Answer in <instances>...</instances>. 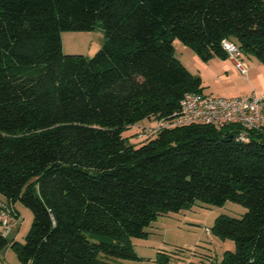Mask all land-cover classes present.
Segmentation results:
<instances>
[{"label":"trees","instance_id":"trees-1","mask_svg":"<svg viewBox=\"0 0 264 264\" xmlns=\"http://www.w3.org/2000/svg\"><path fill=\"white\" fill-rule=\"evenodd\" d=\"M97 25L92 57L63 53L62 32ZM224 39L264 63V0H0V199L33 217L10 245L20 264L136 260L131 239L159 216L227 201L246 211L214 220L210 233L234 243L215 264H264V132L123 136L171 120L186 93L206 95L175 41L207 62L228 58Z\"/></svg>","mask_w":264,"mask_h":264},{"label":"rangeland","instance_id":"rangeland-1","mask_svg":"<svg viewBox=\"0 0 264 264\" xmlns=\"http://www.w3.org/2000/svg\"><path fill=\"white\" fill-rule=\"evenodd\" d=\"M62 51L65 55H83L92 57L101 47L103 43V32L99 25L93 31L85 32H62L61 33ZM182 45L181 43H179ZM176 57L180 58L181 62L188 68L186 57L180 54L177 46ZM249 67L248 78L240 75L238 72L232 74L231 81L228 85H223L231 90L228 93H237L244 95L252 90L257 91L260 86V77L264 79V63L260 62L254 56L245 55L242 57ZM211 81L208 84L212 89L222 90V81H219L216 75H208ZM209 90V89H208ZM244 93V94H243ZM141 125L154 126V122L148 123L142 121ZM136 125L129 131L124 133V137L130 139L134 145H140L145 142L151 135H141V129ZM152 134V133H149ZM141 136V137H140ZM147 139V140H148ZM144 140V141H142ZM20 213V224L14 228L7 236V245L0 251V262L5 264H20L15 253L10 248L12 242L24 243L26 236L30 232L32 225L31 211L21 205L15 203ZM245 208L240 204L227 201L223 206H209L197 203L189 210L170 213L168 215L159 216L157 220L152 222L145 229L146 236L141 238H132V246L138 257L136 260H122L119 264H149L154 262L158 252H162L158 247L169 251H182L188 253L193 249L199 253H208L209 250L204 245L211 246L215 253L216 260L219 262L222 259L225 251H233L234 243L231 240H220L214 234L208 236L206 229L209 228L211 222L218 215H227L233 218H240L245 213ZM188 212V213H187ZM188 214L194 222L184 219ZM204 247V248H203ZM211 254V253H210ZM214 255V254H211Z\"/></svg>","mask_w":264,"mask_h":264},{"label":"built area","instance_id":"built-area-1","mask_svg":"<svg viewBox=\"0 0 264 264\" xmlns=\"http://www.w3.org/2000/svg\"><path fill=\"white\" fill-rule=\"evenodd\" d=\"M222 49L242 76L248 75V67L241 57L238 47L227 39L221 42ZM180 111L171 120L158 121L154 126L141 129V135L148 136L155 131L183 125H211L215 127L234 126L238 128L237 141H247L250 131L264 132V90H252L249 94L233 98L215 97L198 93H186L180 101ZM141 137V136H140ZM20 217L12 205L0 199V234L6 237ZM208 236L210 228L206 229ZM169 259V264H215L214 255L199 253L193 249L182 251L161 250ZM0 264H5L0 262ZM149 264H160L152 262Z\"/></svg>","mask_w":264,"mask_h":264},{"label":"crops","instance_id":"crops-1","mask_svg":"<svg viewBox=\"0 0 264 264\" xmlns=\"http://www.w3.org/2000/svg\"><path fill=\"white\" fill-rule=\"evenodd\" d=\"M179 43L180 42L175 41L174 42V46L179 47L178 50H179L180 54L183 55L184 57H186L187 61L189 60L188 64H190V68L186 67L181 62L180 58H178V60L193 75H196V76L200 77L201 82H202V87H203V91L202 92L204 94L210 95V96H215V97H225V98H233V97H239V96H244V95L249 94V92H247L246 94L243 93L244 95H237V93H235V94L232 93L231 94V93H228L231 90H229L228 87L223 86V85H228V83L231 81V79H230L231 77L230 76L232 74H235L237 72L240 74V72L237 70V68L235 67L234 63L230 59H228V58L227 59H220V58H217V57H213L209 61L203 62L189 48H187L184 45H180ZM175 55H176V48H175ZM245 64L247 65L246 62H245ZM247 67H248V65H247ZM248 73H249V67H248ZM212 74L216 75V77L218 78L219 81H222V83H223L222 84V88H221L222 90H219V89H212L211 90V88L209 86L210 84L208 83V81H211V80L208 77V75H212ZM246 78H248V77H246ZM261 90H264V79L262 77H260V86H259L257 91H261ZM13 206H14L15 211L20 215L16 204H14ZM184 215H185L184 219L190 220L191 222H194V219H190L188 214H184ZM215 219H216V217L211 222L209 228H211V226L213 225V222H214ZM17 226L18 225H15L12 228V230L14 228H16ZM204 246L207 247V249L209 250V253H212V254H214V256H216L215 253H213V249H212L211 246H208L206 244ZM158 248H159V250H165L164 248H162V246H160ZM214 259L216 260V257H214ZM153 260L155 262V259H153Z\"/></svg>","mask_w":264,"mask_h":264}]
</instances>
